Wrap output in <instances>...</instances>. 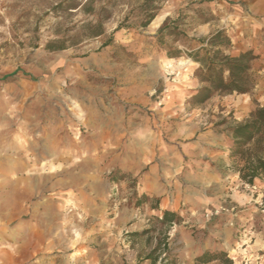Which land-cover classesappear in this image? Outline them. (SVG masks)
<instances>
[{
    "label": "rangeland",
    "instance_id": "obj_1",
    "mask_svg": "<svg viewBox=\"0 0 264 264\" xmlns=\"http://www.w3.org/2000/svg\"><path fill=\"white\" fill-rule=\"evenodd\" d=\"M168 20L182 34L162 47ZM218 30L230 54L258 55L256 85L194 105L188 49ZM263 71L264 0H0V256L44 225L58 254L101 264H197L206 251L264 264V178L233 179V159L209 176L214 138L229 143L227 128L264 106ZM164 210L181 221L161 224Z\"/></svg>",
    "mask_w": 264,
    "mask_h": 264
},
{
    "label": "trees",
    "instance_id": "obj_2",
    "mask_svg": "<svg viewBox=\"0 0 264 264\" xmlns=\"http://www.w3.org/2000/svg\"><path fill=\"white\" fill-rule=\"evenodd\" d=\"M154 18L155 15H151L143 27L149 26ZM170 22L166 21L157 33L162 47L166 44V37H175L177 40V36L182 34L178 27L171 29ZM94 29L95 36L104 34L101 18ZM197 41L199 45L190 46L187 55L199 65L196 78L203 86L194 92L191 103L202 105L218 93L245 95L254 89L256 83L252 74V64L259 58L258 55L252 50L241 52L238 55L230 54L232 43L223 30L215 31ZM182 53L178 48H170L166 55L168 58H175L180 57ZM12 75H6L2 79H7ZM227 132L232 140L230 157L239 161L235 171L240 181L251 187L262 182L264 178V106H258L250 113L248 119L227 128ZM142 199L145 201L147 197L143 196ZM143 201H138L137 205L140 206L144 203ZM159 202L156 201L154 209L160 211ZM180 221L179 213L170 210L162 211L161 224L172 226ZM225 258L224 253L206 251L196 259V262L197 264L212 262L231 264V261ZM153 264H156V259H153ZM161 264L166 263L162 261Z\"/></svg>",
    "mask_w": 264,
    "mask_h": 264
},
{
    "label": "crops",
    "instance_id": "obj_3",
    "mask_svg": "<svg viewBox=\"0 0 264 264\" xmlns=\"http://www.w3.org/2000/svg\"><path fill=\"white\" fill-rule=\"evenodd\" d=\"M260 74L264 73L259 72ZM218 137V136H217ZM227 138L231 139L230 136ZM226 136H224L223 141L217 138H214L216 143L212 144V148L216 151L213 152V157L211 158V163L214 164V167L210 169L209 176L212 182L221 181V172L218 168V165L223 162H227V166L232 164V158L230 157V147L231 141L225 140ZM213 141V142H214ZM225 145V146H224ZM223 146V147H222ZM230 163V164H229ZM212 165V164H211ZM228 171L232 174L231 177L233 179L239 180V175L236 171L232 169H228ZM153 180H147V184L144 185L146 190L152 191L154 187H158V182L155 186V178ZM158 180V179H157ZM9 237V235H7ZM57 239L55 238V229L50 228V226L38 228V233L33 236V243L30 248L23 247L16 248V244L12 245L11 249H2L0 256L1 264H101V258H99V254L90 253V256L85 255H77L78 252L73 253H57ZM20 248V249H19ZM22 251H28V254H31L33 257V261H28V254L22 255L20 253Z\"/></svg>",
    "mask_w": 264,
    "mask_h": 264
},
{
    "label": "built area",
    "instance_id": "obj_4",
    "mask_svg": "<svg viewBox=\"0 0 264 264\" xmlns=\"http://www.w3.org/2000/svg\"><path fill=\"white\" fill-rule=\"evenodd\" d=\"M220 214V211L215 210V211H211L210 213H207L206 217L209 218H213L214 216H217Z\"/></svg>",
    "mask_w": 264,
    "mask_h": 264
},
{
    "label": "bare ground",
    "instance_id": "obj_5",
    "mask_svg": "<svg viewBox=\"0 0 264 264\" xmlns=\"http://www.w3.org/2000/svg\"><path fill=\"white\" fill-rule=\"evenodd\" d=\"M167 62L169 63V66H173L172 63H173V60L171 59H168Z\"/></svg>",
    "mask_w": 264,
    "mask_h": 264
}]
</instances>
